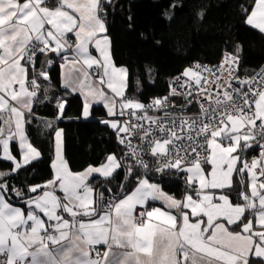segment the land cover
Instances as JSON below:
<instances>
[{
  "label": "snow or ice",
  "instance_id": "6c2138e0",
  "mask_svg": "<svg viewBox=\"0 0 264 264\" xmlns=\"http://www.w3.org/2000/svg\"><path fill=\"white\" fill-rule=\"evenodd\" d=\"M108 2L0 0V160L13 166L11 172H0V264H264V78L256 90L252 79L240 80L249 86L247 91L226 81L214 98L208 92V106L200 103L199 115L171 117L166 125L112 122L118 135L131 132L141 144L120 137L129 151L119 160L110 154L107 163L78 173L69 170L63 157V130L42 120L54 132V178L19 189L8 182L42 157L26 132L36 107L55 99V120H60L68 95L79 93L83 117L100 102L109 116L116 115L115 100L93 86L88 69L94 65L99 80L106 78L107 87L121 98L119 115L126 114L124 109L163 107L159 99L146 107L125 97L127 69L115 67L109 51L104 20ZM249 8L242 7L246 24L264 33V0H250ZM69 34H74V43ZM239 51L225 53L224 63H238ZM45 53L58 56L66 69L64 95L49 96L53 59L35 66L38 54ZM204 71L212 74L211 69ZM227 71L231 80L237 79L231 68ZM183 75L201 84L198 72L187 69ZM214 82L220 86L219 78ZM255 147L261 150L259 157L248 160L244 153ZM119 168H124L127 182L120 185L122 190L107 188L93 200L89 178H108ZM172 171L185 174L191 190L182 200L154 180L155 174ZM58 191L63 195H55ZM10 196L21 206H14ZM149 201H162L167 210L143 208L134 215L137 205Z\"/></svg>",
  "mask_w": 264,
  "mask_h": 264
},
{
  "label": "trees",
  "instance_id": "16d2710c",
  "mask_svg": "<svg viewBox=\"0 0 264 264\" xmlns=\"http://www.w3.org/2000/svg\"><path fill=\"white\" fill-rule=\"evenodd\" d=\"M249 4L250 0H110L106 3L104 20L111 38L113 60L127 69L126 97L141 104L165 97L174 76L184 73L188 67L195 72L192 68L195 61L216 64L224 53L236 54L237 48L240 49L239 73L252 74L257 60H264V33L253 28L249 36L240 41L242 27L246 24L242 7L249 8ZM45 56L38 55L37 68L46 60ZM58 58H53L54 63L48 69L52 85L50 97L65 94ZM82 102L79 93L68 95L64 118L60 120H55V99L35 108L34 118L26 130L42 157L12 174L8 182L13 187L43 185L53 177L54 132L45 127L42 120L54 121L53 127L63 130L64 154L72 171L99 165L110 154L119 159L123 156L116 130L99 118L107 115L106 108L95 104L90 117L85 118ZM258 149L255 147L244 155L251 157ZM12 167L0 160V169L12 171ZM124 176L125 170L120 168L108 178L93 176L91 183L98 192L107 188L121 191L120 185L127 183ZM184 176L172 171L155 174L154 180L168 193L182 197L191 191L186 188ZM9 199L16 203V197Z\"/></svg>",
  "mask_w": 264,
  "mask_h": 264
},
{
  "label": "built area",
  "instance_id": "2783aa9c",
  "mask_svg": "<svg viewBox=\"0 0 264 264\" xmlns=\"http://www.w3.org/2000/svg\"><path fill=\"white\" fill-rule=\"evenodd\" d=\"M226 53H230V52H226ZM224 59H225V53L223 54L220 62L216 64L195 61L192 64V68L195 70V72H198L199 74V77L201 79L200 85H196L195 79H193L192 76H184L183 73L177 74L176 76H174V78H172L168 94L165 97L152 98L142 103L147 107L148 105L152 104L153 101L159 99L163 103L162 108H157L154 106L150 109H147V111L140 109H135V110L124 109V112L126 114L123 115L122 118L125 120V122L130 123L134 127L138 124H143L145 128H148L149 125L151 124L152 127L155 128V123H154L155 121H160L161 123L166 125L170 123L168 118L171 117L179 118V117H191V116L199 115L200 103H204L205 107L208 106V101L210 99V97L208 96V92H211L212 97L214 98L216 93L223 92L224 90L223 86L225 85L226 81L232 83L234 87L237 88L243 87L244 90L247 91L249 86L247 84L241 85L239 81L252 79L253 80V83L251 85L252 89L256 90L259 87V81L262 78H264L260 75L262 72H264V62L261 65H259L252 74L242 75L239 73V58H238V63H233L232 65L225 64ZM196 65H200L201 66L200 69H197ZM221 65H223L224 68L223 71L221 70ZM205 68L211 69L212 74H209V72L204 71ZM229 68H231L232 70V76L237 77V79L231 80L229 78L227 71V69ZM99 71L102 72V69H100ZM93 73L96 75V77L98 76L96 67L94 68ZM217 78H219L220 86H218L217 83L214 82L217 80ZM180 85H184V86L180 87ZM202 89L204 90L203 97L200 95ZM173 90H175L176 93L175 95H173ZM256 99H258V97H256ZM254 107L255 105L253 103V108ZM130 112H134L135 115H128V113ZM137 116H147L151 119H144L142 121H138L136 118ZM257 123L259 124L260 121H258ZM140 135H143V133H140ZM157 135H159V133H157ZM120 137H125V134L124 133H119V135L117 134V138L120 139ZM125 139L126 140L130 139L133 145L141 144L140 139L138 137H134L131 132L127 134ZM122 146L124 153L129 151V149H127L123 144ZM260 151L261 150L259 148L258 155L260 154ZM145 159H150V157L145 155ZM126 163H131V161L126 160ZM261 179L263 180L264 178ZM153 207H157V205L150 204L145 207H138L136 209V214H138V212L143 208H147L150 211ZM98 248L100 249V247Z\"/></svg>",
  "mask_w": 264,
  "mask_h": 264
},
{
  "label": "crops",
  "instance_id": "0c3cea01",
  "mask_svg": "<svg viewBox=\"0 0 264 264\" xmlns=\"http://www.w3.org/2000/svg\"><path fill=\"white\" fill-rule=\"evenodd\" d=\"M106 23V22H105ZM106 28H107V25H106ZM253 29V27L252 26H250V25H248V24H245L243 27H242V32H241V34H240V37H239V39H240V41L241 42H243L248 36H249V34H250V32H251V30ZM107 35H108V38H109V41H110V44H109V51H110V56H111V61H112V64L115 66V67H117V68H124V67H121V66H118V65H116L115 63H114V60H113V56H112V45H111V38H110V36H109V34H108V32H107ZM69 40H70V42H73L74 43V34H69ZM50 46H54V43L52 44V45H50ZM90 51H91V53H92V55H94V56H97L98 58H99V54L95 51V49L94 48H91L90 47ZM45 59H48V58H57L54 54H52V53H45ZM69 55H71V53H69ZM58 59H60V58H58ZM264 62V60H262V59H258L257 60V65H256V68L259 66V65H261L262 63ZM81 63H82V61H81ZM60 67H61V82H62V84H63V74H64V72L66 71V69L65 68H63L62 67V61L60 60ZM96 66L94 65L93 66V68L92 69H88V72H89V75H90V78H91V80H92V83H93V86L94 87H96V88H98L99 90H101V91H104L105 92V94L107 95V96H109L111 99H113V100H115V102H116V105H115V109H114V111L116 112V115L115 116H109L108 115V112H107V115L106 116H102V117H99L100 119H102L103 121H108L109 123V125H111V123L112 122H115V123H117L118 124V126H124V124H125V120L122 118V116L121 115H119V111H120V102H121V98L120 97H116L115 96V93H113L112 91H111V89H109L108 87H107V79L105 78V80L103 81V82H101L100 80H99V78L98 77H96V76H94V73H93V70H94V68H95ZM126 69V68H125ZM126 82H127V77H126ZM18 87V86H17ZM126 89H127V84H126V87L124 88V94H125V97H126ZM83 98V97H82ZM136 101H138V100H136ZM139 102V101H138ZM139 103H141V102H139ZM95 104H102L103 106H104V104H103V102H100V103H93V105H95ZM92 105V106H93ZM92 108V107H91ZM133 110H135V109H133ZM106 111H107V109H106ZM90 115H91V109H90ZM90 115L88 116V117H90ZM259 121V120H258ZM257 121V122H258ZM27 126V125H26ZM59 129H61V128H59ZM26 132H27V130H26ZM30 139V138H29ZM31 142V141H30ZM36 147V146H35ZM39 150V149H38ZM40 151V150H39ZM62 154H63V157H64V159L66 160V158H65V154H64V132H63V137H62ZM115 155V154H114ZM116 156V155H115ZM117 157V156H116ZM253 157H259V155H258V153H256V154H254L253 156H251V157H246L248 160H251ZM117 159L119 160V158L117 157ZM66 162H67V160H66ZM68 163V162H67ZM103 163H107V160H105ZM103 163H101V164H99V165H90V166H95V167H98V166H101ZM68 166H69V164H68ZM89 166H87L86 168H84L83 170H81V171H72V169L70 168V166H69V170L70 171H72V172H74V173H78V172H82V171H84V170H86L87 168H88ZM120 169V168H119ZM118 169H116L115 170V172L117 171ZM256 171H257V175L259 176V168H257L256 169ZM0 172H4V173H8V172H11L10 170H4V169H0ZM114 172V173H115ZM95 175H100V174H93V176H95ZM92 176V177H93ZM100 176H102V175H100ZM92 177H90L89 179H90V181H91V178ZM103 177V176H102ZM54 178V170H53V177H52V179ZM49 181V180H48ZM47 181V182H48ZM47 182H45L44 184H47ZM155 182H157V183H159L160 185H161V188H162V190L165 192V193H167V194H169V195H172V196H174V198H176V199H183L184 198V196L186 195V193H190V191H187L186 193H185V195H183L182 197H178V196H175V195H173V194H171V193H168L163 187H162V184L160 183V182H158V181H156L155 180ZM262 182H264V179L262 180ZM43 184V185H44ZM198 186V185H197ZM90 187H93V189H94V192H93V200H95V196H96V192H98L96 189H95V187H94V185L92 184V183H90ZM132 190H134V186H133V188H130L129 190H128V193L130 194L131 193V191ZM219 193H217V195H218ZM55 195H57V196H62L63 194L61 193V192H56L55 193ZM195 198V197H194ZM10 200V199H9ZM10 202H12V201H10ZM13 204H14V206H21V204H18V203H14L13 202ZM150 204H156L157 205V207H159V208H161V210H167V208H166V206L163 204V202L162 201H149L146 205H143V206H141V205H137L136 206V209L138 208V207H145V206H148V205H150ZM136 209L134 210V215L136 214ZM187 211H189L190 212V209H188ZM173 214H175V212H173ZM98 247H100V249H101V251H103L104 250V246H98Z\"/></svg>",
  "mask_w": 264,
  "mask_h": 264
},
{
  "label": "rangeland",
  "instance_id": "374dc122",
  "mask_svg": "<svg viewBox=\"0 0 264 264\" xmlns=\"http://www.w3.org/2000/svg\"><path fill=\"white\" fill-rule=\"evenodd\" d=\"M187 69H191L190 67H188V68H186V70ZM193 71V70H192ZM194 72V71H193ZM94 76H96L95 74H94ZM98 77V76H97ZM99 78V77H98ZM127 83H128V76H127ZM127 90V89H126ZM125 163H126V161H125ZM141 171V170H140ZM142 174V173H141Z\"/></svg>",
  "mask_w": 264,
  "mask_h": 264
}]
</instances>
